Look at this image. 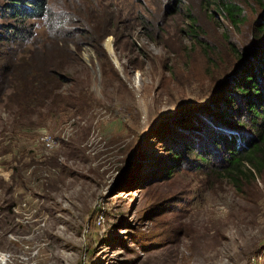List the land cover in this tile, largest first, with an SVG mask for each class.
I'll use <instances>...</instances> for the list:
<instances>
[{"label":"rangeland","instance_id":"rangeland-1","mask_svg":"<svg viewBox=\"0 0 264 264\" xmlns=\"http://www.w3.org/2000/svg\"><path fill=\"white\" fill-rule=\"evenodd\" d=\"M7 3L0 264H264V172L241 188L208 169L153 183L163 151L148 134L184 127L217 94L252 42L257 1L48 0L21 26Z\"/></svg>","mask_w":264,"mask_h":264},{"label":"trees","instance_id":"trees-1","mask_svg":"<svg viewBox=\"0 0 264 264\" xmlns=\"http://www.w3.org/2000/svg\"><path fill=\"white\" fill-rule=\"evenodd\" d=\"M6 1L4 15L20 26L44 17L48 9V0ZM256 1L261 13L253 24L252 42L243 55L237 54L238 62L221 80L217 94L198 106V120H189L184 127L180 124L181 128H150L149 138L163 151L156 156L161 164L153 183L184 169H208L241 188L243 181L264 172V0ZM221 8L232 24L238 23L243 12L240 5L222 3ZM42 71L48 81L60 77L49 65L43 64ZM46 86L41 87L43 93Z\"/></svg>","mask_w":264,"mask_h":264},{"label":"built area","instance_id":"built-area-1","mask_svg":"<svg viewBox=\"0 0 264 264\" xmlns=\"http://www.w3.org/2000/svg\"><path fill=\"white\" fill-rule=\"evenodd\" d=\"M41 140L42 143H44L47 147H52V145L55 143V137L51 136L48 133H41Z\"/></svg>","mask_w":264,"mask_h":264}]
</instances>
